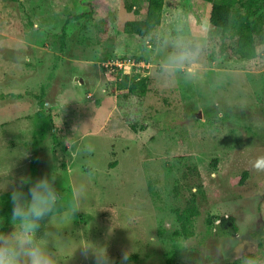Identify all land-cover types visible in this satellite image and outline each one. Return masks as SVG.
<instances>
[{
	"label": "rangeland",
	"instance_id": "obj_1",
	"mask_svg": "<svg viewBox=\"0 0 264 264\" xmlns=\"http://www.w3.org/2000/svg\"><path fill=\"white\" fill-rule=\"evenodd\" d=\"M127 1L0 0V220L12 227L9 193L35 158V179L53 174L61 203L79 208L42 222L60 264H93L79 248L90 241L113 264L125 252L130 264H264V43L240 57L237 37L210 29L209 0H164L149 36L128 34L145 2L134 15ZM177 43L197 55L167 71ZM121 56L149 64L143 87L101 69Z\"/></svg>",
	"mask_w": 264,
	"mask_h": 264
},
{
	"label": "clouds",
	"instance_id": "obj_2",
	"mask_svg": "<svg viewBox=\"0 0 264 264\" xmlns=\"http://www.w3.org/2000/svg\"><path fill=\"white\" fill-rule=\"evenodd\" d=\"M197 53L191 45L177 43L174 50L165 57L164 68L167 71H179L194 62ZM27 186V191L25 187ZM4 186L0 191H4ZM11 214L6 228L0 220V264H60V258L50 246L53 236L58 232H42V222L56 219L58 222L71 221L79 212L78 206L61 203L62 194L56 186L53 174L33 179L30 175H21L14 182L9 193ZM82 256L92 258L93 264H113L106 246L90 241L80 246ZM246 264H255V260L245 258ZM121 264H130V254L123 253Z\"/></svg>",
	"mask_w": 264,
	"mask_h": 264
},
{
	"label": "trees",
	"instance_id": "obj_3",
	"mask_svg": "<svg viewBox=\"0 0 264 264\" xmlns=\"http://www.w3.org/2000/svg\"><path fill=\"white\" fill-rule=\"evenodd\" d=\"M139 2H145L143 14L140 18L125 21L123 23V31L128 34L146 37L149 36L160 24L164 0L127 1L125 4V10L129 13H133L134 15H139L141 10ZM255 3L256 0H209L210 9L207 22L210 29L218 30L223 39L228 38V36L237 37L235 52L242 58L250 59L255 57V45L264 43L263 19L260 15L253 16L255 13L252 10V7L256 6ZM235 4H238L239 8H244L245 11L244 13H238L231 22V13ZM81 16L90 17L91 10L86 13L74 15L73 18L79 19ZM122 80L129 83V90H135L138 87H143L145 83L144 80L135 81L127 76H124ZM46 125L47 121L45 120L41 125V132L44 131ZM140 128L143 129V126H140ZM131 129L135 130V127L132 125ZM35 165L36 159L34 158L30 163L29 172V175L33 179H35L36 175ZM246 176V171L242 172L238 179V183L242 184ZM25 191H27V186L25 187ZM11 208V201H9L4 213L6 225L8 224V217L11 214ZM195 215L196 210L193 207H189L177 216L180 223V233L185 237H189L191 235L189 223ZM229 264H242V260L238 259Z\"/></svg>",
	"mask_w": 264,
	"mask_h": 264
},
{
	"label": "built area",
	"instance_id": "obj_4",
	"mask_svg": "<svg viewBox=\"0 0 264 264\" xmlns=\"http://www.w3.org/2000/svg\"><path fill=\"white\" fill-rule=\"evenodd\" d=\"M101 69L107 75L117 76L122 80L124 76L132 78L135 81H146L145 73H147L149 64L140 57H108L101 61Z\"/></svg>",
	"mask_w": 264,
	"mask_h": 264
}]
</instances>
